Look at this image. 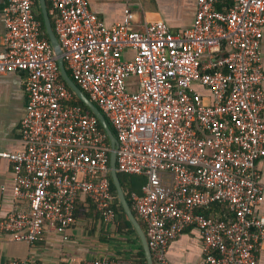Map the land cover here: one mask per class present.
Here are the masks:
<instances>
[{"label":"built area","instance_id":"built-area-1","mask_svg":"<svg viewBox=\"0 0 264 264\" xmlns=\"http://www.w3.org/2000/svg\"><path fill=\"white\" fill-rule=\"evenodd\" d=\"M46 2L72 79L116 137L117 172L145 177L130 196L153 263L169 264V242L194 227L203 264H259L264 217L254 209L263 198L256 162L264 158V0H196L191 24L177 33L162 20L132 29L129 8L121 22L106 25L88 0ZM2 16L0 74L26 73L23 149L0 152L11 165L13 201L2 231L32 244L50 226L65 239L77 202L85 200L112 222L116 194L105 132L70 103L34 0H3ZM215 204L228 213L205 215Z\"/></svg>","mask_w":264,"mask_h":264},{"label":"crops","instance_id":"crops-1","mask_svg":"<svg viewBox=\"0 0 264 264\" xmlns=\"http://www.w3.org/2000/svg\"><path fill=\"white\" fill-rule=\"evenodd\" d=\"M88 2L90 8L106 25L121 22L124 9L129 8L133 12L132 29L142 30L145 23L162 20L173 33L186 29L191 24L196 10V0H88ZM2 6L3 0H0V50L5 30ZM261 33L260 53L264 71V25ZM123 55L130 57L131 51L124 50ZM25 75L24 71L0 74V152L23 149L20 121L26 111ZM262 87L264 90V81ZM197 89L205 93L203 88ZM256 166L260 173L263 198L254 212L257 216L264 217V158L258 159ZM81 202L85 201H80L77 206L75 222L67 229L65 239L53 227L45 226L41 238L28 244L10 239L0 227V261L16 258L27 259L32 264H56L62 261L81 262L111 256L119 258L122 264H140L135 263L138 245H141L136 230L134 229L135 234L132 236L138 238L134 246L126 243L122 247L118 240L119 244L116 245L115 239H118V235L112 227L115 230L118 218L106 222L100 212L90 207L89 202L84 204ZM12 207L11 165L6 158L0 157V222ZM209 210L211 215L220 217L228 213L223 204H215ZM140 225L145 232V224L142 222ZM166 257L169 264H203L201 236L198 230L189 227L171 240ZM257 257L259 264H264V241L260 245Z\"/></svg>","mask_w":264,"mask_h":264},{"label":"water","instance_id":"water-1","mask_svg":"<svg viewBox=\"0 0 264 264\" xmlns=\"http://www.w3.org/2000/svg\"><path fill=\"white\" fill-rule=\"evenodd\" d=\"M38 5L42 14L43 24L45 32L48 36V40L50 45L53 48L57 66L59 69L60 76L64 83L69 87V89L75 94V96L82 101V103L86 106L87 110L96 118V120L99 122L100 126L102 127L103 131L105 132L110 146V153H109V166H110V176L112 179L113 186L115 188V193L118 202L120 203L126 217L136 230L138 237L141 241V245L144 251V256L146 259V264H153V260L151 257V252L149 250L148 244H147V238L146 234L140 225L139 221L135 217L130 205L127 202V199L125 197L124 190L121 186L117 170H116V146H117V140L116 137L111 130L108 121L106 120L103 113L100 111V109L86 96V94L77 86V84L74 82V80L71 78V76L68 74L65 63L62 57V51L58 42V39L54 33L53 26L51 19L48 15L47 10V3L46 0H38Z\"/></svg>","mask_w":264,"mask_h":264},{"label":"trees","instance_id":"trees-1","mask_svg":"<svg viewBox=\"0 0 264 264\" xmlns=\"http://www.w3.org/2000/svg\"><path fill=\"white\" fill-rule=\"evenodd\" d=\"M46 3H47V7H48L49 4H48V2H46ZM34 8H35L36 17L40 21L41 36L48 40V36H47V34L45 32V29H44L42 14H41V11H40V8H39V5H38V0H34ZM65 67H66V70H67L68 74L71 76L70 71H69V69H68L66 64H65ZM60 79L62 80L61 77H60ZM65 86L69 90V92H70V94L72 96V98L70 100V103H72L74 105H78L82 109L88 111L86 106L82 103V101L75 96V94L69 89V87L66 84H65ZM96 123H97V126L103 131V129L100 126L99 122L96 121ZM109 126H110V124H109ZM110 128H111V126H110ZM111 130H112V128H111ZM106 141H107V144H109L108 138H106ZM117 174H118L121 186H122V188L124 190L127 202L130 205V207H131L134 215L136 216V218L142 224L141 219L138 217L137 213L133 209V204H132L130 193L132 191L136 192V193L140 192V187H141L142 183L145 181V177L141 176V175H127V174H124V173H121V172H117ZM108 178H109V184H110L111 191L115 193V188L113 186L110 174L108 175ZM85 202H89L90 207H93V209L96 212H98L96 210V208L94 207V204L92 202H90V200H85ZM85 202H81V203L84 204ZM79 204H80V201H78L77 204H76L75 215L78 212V207L77 206ZM217 205H220V204H217ZM112 208H113V210L116 213V219L118 218L117 222H116V226H115V233H117V235H118L117 236L118 237V241L120 243L124 242V243H127V244H130V245L134 246L135 242H136V240H138V238L137 237H132L135 234V230L132 227V225H131L130 221L128 220V218L126 217V215H125L120 203L118 202L116 196H115V200H114V204H113ZM203 212L205 213V215H211L209 209L204 210ZM135 256H136L135 263L146 264V260H145V257H144V251H143L141 245H138V251H137ZM116 260H117V264H122V262L120 261L119 258L116 257Z\"/></svg>","mask_w":264,"mask_h":264},{"label":"rangeland","instance_id":"rangeland-1","mask_svg":"<svg viewBox=\"0 0 264 264\" xmlns=\"http://www.w3.org/2000/svg\"><path fill=\"white\" fill-rule=\"evenodd\" d=\"M112 228H113V231H115V230H114V227H112ZM117 240H118V239L116 238V239H115V244H116V245L119 244ZM125 244H126V243H124V242L122 243V242H121L122 247H124ZM119 246H120V245H119ZM122 247H120V248H122Z\"/></svg>","mask_w":264,"mask_h":264}]
</instances>
